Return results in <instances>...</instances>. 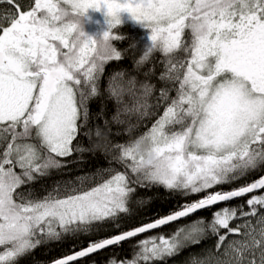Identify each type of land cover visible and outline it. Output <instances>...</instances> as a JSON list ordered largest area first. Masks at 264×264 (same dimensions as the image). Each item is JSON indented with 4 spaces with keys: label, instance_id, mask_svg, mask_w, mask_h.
<instances>
[{
    "label": "snow or ice",
    "instance_id": "1",
    "mask_svg": "<svg viewBox=\"0 0 264 264\" xmlns=\"http://www.w3.org/2000/svg\"><path fill=\"white\" fill-rule=\"evenodd\" d=\"M0 5V264L53 243L68 247L50 264H97L95 256L124 244L131 255L107 264H173L184 253L182 264H264V0ZM101 8L115 23L88 35L81 22ZM121 13L148 30L132 66L143 79L118 70L105 87L106 66L124 58L114 44L125 39L114 31ZM155 53L158 92L154 66L141 72ZM93 100L100 103L90 123ZM109 102L114 124L136 123L113 131ZM142 125L147 158L132 141L115 142L109 163L125 171L70 174L68 158L87 151L81 135ZM53 173L61 178L43 196L29 187ZM141 189L184 202L149 216Z\"/></svg>",
    "mask_w": 264,
    "mask_h": 264
},
{
    "label": "trees",
    "instance_id": "2",
    "mask_svg": "<svg viewBox=\"0 0 264 264\" xmlns=\"http://www.w3.org/2000/svg\"><path fill=\"white\" fill-rule=\"evenodd\" d=\"M17 2L22 6L23 10L29 9L33 0H17ZM7 9L6 5H0V16L5 13ZM118 35H122L125 39L121 41L114 42L115 46L122 51L124 58L120 62H110L106 66V73L104 77V86H107L108 77L118 70H127L130 75H138L140 79H143V76L139 73H135L132 71L133 59H138L142 54L140 48L149 43L148 40V30L142 28L139 24H136L130 20L121 21V25L119 28L114 30ZM136 45V49L132 50L129 48L131 44ZM162 57L159 53H155L153 58L151 59V63L146 64L141 72L147 71L148 68L154 66L155 75L152 77V83L156 85V90L158 92L159 88L163 86V81L159 80V74L163 71ZM98 100H93L89 102L90 108V123L92 120H95L96 113L99 105ZM163 109H160V114H162ZM115 113V106L111 102L107 105V110L104 113L105 117L108 118L109 124L112 126L113 131L125 132L130 124H135V118L129 119L128 117H123L126 121L123 125L114 124L112 121V116ZM97 123L99 121H96ZM150 125V121L147 122ZM146 128L142 125L138 128H132L130 132L127 134H122L119 136L108 134L107 129L101 128L102 133L104 134L102 137H96L94 135L95 129L92 130L91 136L92 139L89 140L83 135L78 138V143L80 146H83L87 149V151L82 153H75L73 157L68 158L74 161L68 167L71 169V175H79L82 173H95L98 170L109 169L111 170H119L125 171L122 165L117 163H109L111 160V156L114 155L110 151L111 145L115 142H130L138 138L140 134H142ZM76 143V142H74ZM99 144L100 147H94V145ZM79 157V158H78ZM61 176L57 173H53L52 177L45 178L35 182L29 187L35 189L36 193L40 196L45 194V188L51 189L52 182L55 179H59ZM227 188V186H225ZM138 198L144 201V206L149 208V216L152 213L159 212L160 214H166L170 209L175 206H178L179 203H183V197L172 196L164 192L162 189H141L137 193ZM202 195V194H201ZM199 197H192V199H196ZM233 204L237 203V201L231 202ZM221 205H217L215 207H220ZM199 215L209 216V211H202ZM68 245L65 244L63 247H58L56 244L49 245H41L38 246L35 250H33L30 254L21 258L18 261V264H48L52 259L58 258L62 255L64 251L67 250ZM198 251V250H194ZM131 255V249L128 244H124L122 247L112 246L107 250L102 251L100 254L95 256V260L97 264H107L109 258L115 256L117 259H121L124 257H128ZM188 253H184L183 256L176 259L173 264H182V261L188 256Z\"/></svg>",
    "mask_w": 264,
    "mask_h": 264
},
{
    "label": "rangeland",
    "instance_id": "3",
    "mask_svg": "<svg viewBox=\"0 0 264 264\" xmlns=\"http://www.w3.org/2000/svg\"><path fill=\"white\" fill-rule=\"evenodd\" d=\"M29 10V9H27ZM104 9L101 8L99 11L89 9L83 21V30L92 36H98L103 30H106L107 25L104 19ZM130 20L136 24L137 22L131 20L127 13H121V21Z\"/></svg>",
    "mask_w": 264,
    "mask_h": 264
},
{
    "label": "clouds",
    "instance_id": "4",
    "mask_svg": "<svg viewBox=\"0 0 264 264\" xmlns=\"http://www.w3.org/2000/svg\"><path fill=\"white\" fill-rule=\"evenodd\" d=\"M104 19H105V24L107 25V21H112V23H115V20L114 18L112 17H106L104 15ZM81 26L83 27V22H81ZM105 48V44L103 42V40H99L98 41V44H97V49L98 51L103 54V49ZM119 90V89H117ZM94 135L95 136H99V137H102L104 134L102 133L101 130H95L94 131ZM133 142V145L135 146L136 148V152L140 155H144L145 158H147V155H148V152H149V148H150V145L149 143L146 141V140H143L142 138H136L135 140L132 141ZM94 147H100L99 144L97 145H94Z\"/></svg>",
    "mask_w": 264,
    "mask_h": 264
},
{
    "label": "water",
    "instance_id": "5",
    "mask_svg": "<svg viewBox=\"0 0 264 264\" xmlns=\"http://www.w3.org/2000/svg\"><path fill=\"white\" fill-rule=\"evenodd\" d=\"M48 264H50V263H48Z\"/></svg>",
    "mask_w": 264,
    "mask_h": 264
}]
</instances>
